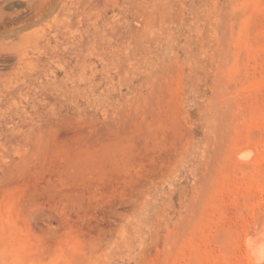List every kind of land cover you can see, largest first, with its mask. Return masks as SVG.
Wrapping results in <instances>:
<instances>
[{"label": "rangeland", "instance_id": "374dc122", "mask_svg": "<svg viewBox=\"0 0 264 264\" xmlns=\"http://www.w3.org/2000/svg\"><path fill=\"white\" fill-rule=\"evenodd\" d=\"M0 106V264H264V0H0Z\"/></svg>", "mask_w": 264, "mask_h": 264}, {"label": "bare ground", "instance_id": "6f19581e", "mask_svg": "<svg viewBox=\"0 0 264 264\" xmlns=\"http://www.w3.org/2000/svg\"><path fill=\"white\" fill-rule=\"evenodd\" d=\"M45 38V37H44ZM46 39V38H45ZM47 41V40H46ZM48 42V41H47ZM2 45V44H1ZM4 46V45H3ZM18 52V51H16ZM19 53V52H18ZM20 54V53H19ZM18 57V56H17ZM2 60V59H1ZM5 64V63H4ZM32 74V73H31ZM34 75V74H33ZM23 76V75H22ZM15 77V76H14ZM17 77V76H16ZM12 78V77H11ZM20 78V77H19ZM13 79V78H12ZM15 81V80H13ZM11 83V82H10ZM3 84H5L3 82ZM3 87V86H2ZM15 87V86H14ZM16 90V89H14ZM3 91V90H2ZM12 92V91H10ZM6 95V94H5ZM8 95V94H7ZM11 95V93L9 94ZM8 95V96H9ZM6 97V96H5ZM4 98V97H3ZM9 99V98H8ZM1 107V106H0ZM3 108V107H2ZM6 112L5 109L3 111V113ZM243 155H246L243 154ZM247 156V155H246ZM245 158V157H244ZM246 241V239H245ZM246 244V248L249 250V252L253 255V257L255 258L256 262L258 261L261 262L264 258V222L263 221H259L257 223V226L255 229L251 230L250 232H248L247 234V243ZM254 260V261H255ZM262 263V262H261Z\"/></svg>", "mask_w": 264, "mask_h": 264}]
</instances>
